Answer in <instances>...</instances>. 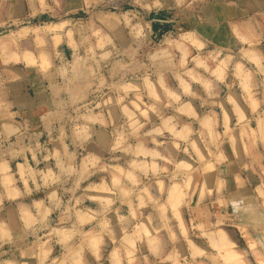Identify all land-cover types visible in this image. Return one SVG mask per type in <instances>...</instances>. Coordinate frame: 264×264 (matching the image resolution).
Instances as JSON below:
<instances>
[{"label":"crops","instance_id":"crops-1","mask_svg":"<svg viewBox=\"0 0 264 264\" xmlns=\"http://www.w3.org/2000/svg\"><path fill=\"white\" fill-rule=\"evenodd\" d=\"M117 11L144 23L153 39L183 31L187 51L264 35V0H0V264H159L164 224L154 215L149 236L130 229L137 222L129 218V230L117 222L113 237L101 226L106 208L123 211L129 199L119 194L109 203L98 194L111 180L94 159L111 125L98 122L107 108L97 94L112 70L104 57L83 54L92 43L82 34ZM240 47L252 69L249 90L264 104V54ZM243 182L235 176L225 189L215 187L225 194L212 202L208 189L195 222L210 228L221 222L210 209L231 208L237 217L229 220L247 230L261 264L264 186ZM172 227L168 243L183 236ZM207 241L197 264H245L228 261L235 253L222 252L216 238Z\"/></svg>","mask_w":264,"mask_h":264},{"label":"rangeland","instance_id":"rangeland-1","mask_svg":"<svg viewBox=\"0 0 264 264\" xmlns=\"http://www.w3.org/2000/svg\"><path fill=\"white\" fill-rule=\"evenodd\" d=\"M104 20L82 34L92 43L83 54L104 57V67L112 70L104 74L97 94L99 107L107 108L98 111V122L111 128L103 142L99 135L94 167L111 180L109 185L106 177L105 192L98 194L109 203L124 195L129 206L123 211L106 208L103 231L113 237L119 222L125 230L137 226L136 231L149 236L147 225L154 215L164 224L159 264H197L213 238L222 252L228 248L235 253L225 257L228 261L255 264V245L251 249L247 230L229 220L237 217L231 208L210 209V216L221 218L210 228L195 218L203 216L205 192L211 191V202L223 199L221 190L235 176L245 184L264 186V128L259 127L264 126V104L249 90L252 69L246 63L249 56L240 51L244 46L246 53L264 54V35L237 46L228 41L220 44L223 49L211 45L187 51L183 31L153 39L144 23L122 16V11ZM238 171L240 176L234 175ZM123 188L124 194L119 192ZM259 188L264 204V187ZM128 218L137 223L128 227ZM169 225L183 233L170 243L164 239Z\"/></svg>","mask_w":264,"mask_h":264},{"label":"bare ground","instance_id":"bare-ground-1","mask_svg":"<svg viewBox=\"0 0 264 264\" xmlns=\"http://www.w3.org/2000/svg\"><path fill=\"white\" fill-rule=\"evenodd\" d=\"M101 185V184H100ZM252 245V244H251ZM253 246V245H252Z\"/></svg>","mask_w":264,"mask_h":264}]
</instances>
